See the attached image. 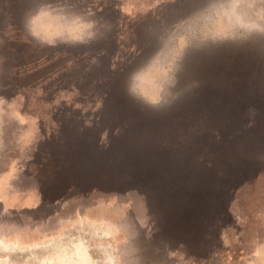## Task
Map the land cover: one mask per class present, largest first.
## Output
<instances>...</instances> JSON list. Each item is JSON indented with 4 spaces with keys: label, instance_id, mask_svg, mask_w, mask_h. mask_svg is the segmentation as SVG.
Listing matches in <instances>:
<instances>
[{
    "label": "rangeland",
    "instance_id": "rangeland-1",
    "mask_svg": "<svg viewBox=\"0 0 264 264\" xmlns=\"http://www.w3.org/2000/svg\"><path fill=\"white\" fill-rule=\"evenodd\" d=\"M9 98L45 195L0 233L48 228L0 264H264V0H0Z\"/></svg>",
    "mask_w": 264,
    "mask_h": 264
},
{
    "label": "crops",
    "instance_id": "crops-1",
    "mask_svg": "<svg viewBox=\"0 0 264 264\" xmlns=\"http://www.w3.org/2000/svg\"><path fill=\"white\" fill-rule=\"evenodd\" d=\"M33 154L31 111L18 109L11 98L0 101L1 213L15 216L30 211L39 206L45 195L42 178L34 173ZM1 228L6 227L0 224ZM47 228L43 224L27 223L19 232L6 233L8 236L0 233V239L9 245L30 246L42 240Z\"/></svg>",
    "mask_w": 264,
    "mask_h": 264
}]
</instances>
